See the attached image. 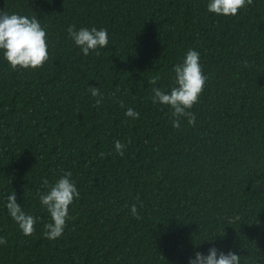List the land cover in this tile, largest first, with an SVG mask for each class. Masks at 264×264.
<instances>
[{"label": "trees", "instance_id": "trees-1", "mask_svg": "<svg viewBox=\"0 0 264 264\" xmlns=\"http://www.w3.org/2000/svg\"><path fill=\"white\" fill-rule=\"evenodd\" d=\"M208 3L0 0V11L40 20L49 53L38 69L13 70L0 50V264H189L213 246L264 264V0L236 16ZM72 24L107 29L108 46L85 56ZM189 49L207 80L195 126L181 118L176 129L152 89L170 92ZM89 86L103 94L99 106ZM67 171L80 197L63 235L48 240L43 180ZM13 192L39 217L33 235L7 211Z\"/></svg>", "mask_w": 264, "mask_h": 264}, {"label": "clouds", "instance_id": "clouds-1", "mask_svg": "<svg viewBox=\"0 0 264 264\" xmlns=\"http://www.w3.org/2000/svg\"><path fill=\"white\" fill-rule=\"evenodd\" d=\"M252 3L253 0H209L207 10L217 15L236 16L241 9ZM67 33L85 56L89 55L90 51H95L96 55H99L97 49L105 48L109 43L107 29L104 28L81 27L77 30L76 25L72 24L67 28ZM0 50H3V56L13 70L38 69L49 60L47 32L36 16L29 17L0 11ZM242 63L245 67L249 66L246 60ZM173 71L174 86L167 93L153 87V103L169 106L173 110V128L181 127V118H185L188 125L195 126L196 115L190 110L199 101L207 80L200 65L199 52L189 49L183 62L177 64ZM158 80V76L153 77L149 83L156 85ZM89 91L93 97L97 98L95 103L99 106L102 103L103 94L97 87L89 86ZM120 107H125L123 101H120ZM125 115L133 119L139 118V113L132 108H128ZM125 147L121 141H115V152L121 157L124 155ZM105 155L103 152L100 153L101 158ZM71 176V171H67L52 185H49L47 179L43 180L47 191L40 194V203L46 208L52 221L44 225L43 236L48 240H56L63 235L66 223L71 218L69 208L74 200L80 197L75 182L70 179ZM6 200L7 211L22 233L33 235L39 217L24 212L21 205L17 203L15 192L8 195ZM140 207H143L142 202ZM130 212L134 218L140 219L135 203L132 204ZM6 244L7 238L0 237V245ZM189 264H240V255L232 251L225 254L213 246L209 248L207 255L199 251L195 252L194 258L189 259Z\"/></svg>", "mask_w": 264, "mask_h": 264}]
</instances>
